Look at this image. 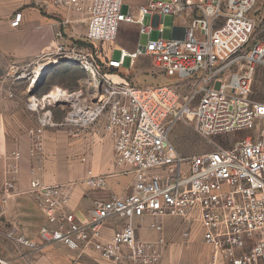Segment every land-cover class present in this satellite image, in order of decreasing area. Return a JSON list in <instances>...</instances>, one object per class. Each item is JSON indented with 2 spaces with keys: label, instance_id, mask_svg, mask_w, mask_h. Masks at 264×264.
<instances>
[{
  "label": "built area",
  "instance_id": "2783aa9c",
  "mask_svg": "<svg viewBox=\"0 0 264 264\" xmlns=\"http://www.w3.org/2000/svg\"><path fill=\"white\" fill-rule=\"evenodd\" d=\"M29 1L42 12L56 8L66 25L87 27L88 46L82 47L68 45L63 31L55 29L53 49L18 76L32 88L63 63L80 65L88 74L79 90L55 87L41 97L30 94L27 107L36 113L38 127H64L69 137L79 138L103 121L115 164L120 173L134 175V189L130 195L96 201L88 219L81 221L70 211L68 187L45 184L38 176L41 168L32 167L27 193L45 222L39 243L15 229L5 235L21 257L26 261L42 245L62 244L77 252L73 264H91L82 259L89 250L106 262L156 264L155 245L139 233L163 234L165 220L173 219L184 240L200 228L210 248L207 264H264V95L258 99L253 89L257 69H264V42L253 40L258 0H147L137 16L123 13L125 0ZM169 15L189 21L164 39ZM147 17L160 20L148 28ZM21 20L22 14L15 13L11 26L19 27ZM124 24L139 25L148 43L133 53L121 50L119 60L109 51L99 63L96 44H113ZM153 29L159 31L157 40L151 38ZM141 57H150L153 67L176 84L138 87L131 73H118L126 58L135 68ZM183 80L188 82L179 83ZM53 107L66 110L63 122H55ZM179 122L192 123L207 140L244 131L253 135L187 157L171 139ZM30 134L29 154L36 158L44 150V138L35 130ZM22 158L19 151L6 157L3 204L18 194ZM84 184L102 190L107 176L88 171ZM112 218L123 220L124 226L107 239L103 229ZM0 264L28 263L0 253Z\"/></svg>",
  "mask_w": 264,
  "mask_h": 264
},
{
  "label": "crops",
  "instance_id": "0c3cea01",
  "mask_svg": "<svg viewBox=\"0 0 264 264\" xmlns=\"http://www.w3.org/2000/svg\"><path fill=\"white\" fill-rule=\"evenodd\" d=\"M126 3L130 5V8L128 13H123L127 15L132 13L137 16L139 9L147 3V0H125L124 5ZM17 12L22 14V20L20 26L15 28L11 26V23L14 14ZM57 12L58 10L54 7L46 13L29 8L22 9L20 6L17 10H11V14L0 21V61H2L1 59L5 60V62H0L4 65L0 68L3 69L0 70V193L6 176V157L15 151L21 152L23 157L18 175V194L9 198L4 204L0 202V227L10 226L11 229L8 232L15 229L18 234L32 241L36 238L39 239L40 227L45 222L34 198L27 193L30 189L31 177L29 173L32 167L39 166L41 168L38 176L45 184H61L68 187L72 197L70 211L81 221L88 219L96 201L130 195L134 189V175L132 173H120L115 164L112 141L103 135V121L91 128L85 135L79 138H71L67 135V129L64 127L40 129L37 124L36 113L27 107L30 94L41 97L55 87L76 91L79 90L80 85L88 76L80 65L63 63L49 71L34 89L29 86L27 80L18 78L27 72L29 64L37 56L53 49L55 29L63 31L65 37L67 36L68 45L74 41H81V43L84 41L86 25H66L62 21V17L56 15ZM149 18L151 20L150 25H144L148 28L153 27L160 20L158 17ZM174 18L175 23L170 31L171 37L177 35L188 24V21L183 17ZM176 19H180V21ZM154 30L156 29H153L152 33ZM120 31H123L125 36L123 34L122 37L117 38L113 46L111 44L96 45L104 48L109 46V51L115 48L119 51L126 50L129 53L135 52L140 46L137 38L142 35L139 31V25L124 24ZM127 37L133 38V41H126ZM142 61L143 59L139 60L138 63ZM54 72L58 74L54 77V81L49 82L48 78ZM126 72L131 73L130 70L123 71L121 69L118 71L122 74ZM71 73L72 75H70ZM74 75H77L76 78ZM69 76L72 78L71 84L67 83V79L65 80ZM114 79L118 80L117 77ZM51 110L55 122H63L66 110L60 107H53ZM30 130L41 133L44 138V150L36 158L29 154ZM88 171L107 176V186L102 190L88 188L84 184ZM171 220L173 219L165 220V231ZM173 221L176 224V221ZM123 226L124 221L119 218L108 220L103 229L105 238L112 237ZM176 229L178 230L177 224ZM147 232L151 233L152 231L141 230L139 236H144ZM208 250L210 255L209 247ZM75 253L77 254V252ZM76 254L72 257V261L77 256Z\"/></svg>",
  "mask_w": 264,
  "mask_h": 264
},
{
  "label": "rangeland",
  "instance_id": "374dc122",
  "mask_svg": "<svg viewBox=\"0 0 264 264\" xmlns=\"http://www.w3.org/2000/svg\"><path fill=\"white\" fill-rule=\"evenodd\" d=\"M23 2V3H22ZM29 0H0V21L7 18L11 10L19 8L22 9H34L35 6L27 5ZM130 5L126 3L123 6V12L128 13ZM21 10V9H20ZM135 11V9H134ZM42 12V11H41ZM47 13V12H46ZM256 18V29L253 36L254 42H264V0H258V3L254 12ZM189 21V18H185ZM180 21V19H176ZM151 20L149 17L146 18L144 25L149 26ZM175 23V18L172 15L166 16L164 22V39L171 37V28ZM124 34L123 31H120L118 39ZM125 36V34H124ZM67 37V36H66ZM152 40H157L159 38V31L154 30L151 36ZM148 35L142 34L140 38H137L140 46L144 47L148 43ZM126 41H133V38L127 37ZM71 45H76L78 47L88 46L85 45L84 41H74ZM111 46L113 44L111 43ZM95 49L94 45L91 46ZM96 49L99 52V63L102 64V59L105 60V57L109 54V46L102 47L97 46ZM111 56L118 60L121 57V51L114 49L110 50ZM142 62H137L135 68H131L130 59L126 58L123 63V71L130 70L132 75V80L135 85L138 87H157V86H172L175 85L173 79L165 78L159 71H157L152 64V59L150 57H141L139 60ZM0 62H5L1 59ZM138 60V61H139ZM4 67L3 63L0 64V68ZM141 71H138L140 70ZM1 71L3 69H0ZM140 73H138V72ZM58 72V71H56ZM56 72L48 78L49 82L54 81V77L58 74ZM1 73V72H0ZM72 75V73L70 74ZM75 78L77 75H74ZM67 79V80H66ZM74 79V78H73ZM65 80L67 83L71 84V76L66 77ZM188 81H181L179 83H187ZM73 86V85H71ZM254 92L258 99H261L264 95V69H257L255 80L253 84ZM253 135V131H244L237 134H230L227 136H220L210 140L202 137L198 134L193 127V124L190 122H179L172 131L171 139L174 145L177 147L178 151L183 156H194L202 154L205 152L212 151L215 146H226L236 139H243ZM10 226H1L0 227V253L9 258L15 259L19 263H28V264H73L72 257L76 254L74 251L70 250L62 244L56 246L42 245L41 250L37 253H31L28 256H25L26 261L21 257V251L16 248L14 245L10 244L5 238V235L10 230ZM141 239L153 243L155 245V256L156 264H207L209 250L206 247L202 240V233L200 228L193 230L190 238L184 240L181 238L179 231L176 229V224L173 220L169 221V226L163 234L150 233L147 232L144 236H140ZM35 242L39 243L40 240L36 238ZM25 251L23 253H27ZM78 255V254H76ZM82 259L93 263V264H116L113 262L103 261L99 254L95 251L89 250L83 253ZM130 264V262H127Z\"/></svg>",
  "mask_w": 264,
  "mask_h": 264
},
{
  "label": "bare ground",
  "instance_id": "6f19581e",
  "mask_svg": "<svg viewBox=\"0 0 264 264\" xmlns=\"http://www.w3.org/2000/svg\"><path fill=\"white\" fill-rule=\"evenodd\" d=\"M36 86H33L32 88L34 89Z\"/></svg>",
  "mask_w": 264,
  "mask_h": 264
}]
</instances>
